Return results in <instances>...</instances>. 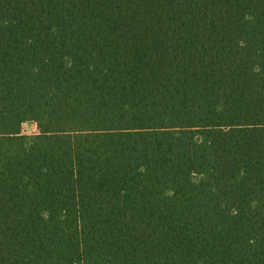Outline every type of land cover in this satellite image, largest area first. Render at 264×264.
Masks as SVG:
<instances>
[{
  "label": "trees",
  "instance_id": "1",
  "mask_svg": "<svg viewBox=\"0 0 264 264\" xmlns=\"http://www.w3.org/2000/svg\"><path fill=\"white\" fill-rule=\"evenodd\" d=\"M0 264H264V0H0Z\"/></svg>",
  "mask_w": 264,
  "mask_h": 264
},
{
  "label": "rangeland",
  "instance_id": "2",
  "mask_svg": "<svg viewBox=\"0 0 264 264\" xmlns=\"http://www.w3.org/2000/svg\"><path fill=\"white\" fill-rule=\"evenodd\" d=\"M29 125H31V127H32V129L30 131L28 130ZM24 131L27 132V133H38L39 132V129H38V127H37L36 124H30V123H28V124H26L24 126Z\"/></svg>",
  "mask_w": 264,
  "mask_h": 264
},
{
  "label": "water",
  "instance_id": "3",
  "mask_svg": "<svg viewBox=\"0 0 264 264\" xmlns=\"http://www.w3.org/2000/svg\"><path fill=\"white\" fill-rule=\"evenodd\" d=\"M32 129L31 125H29L28 130L30 131Z\"/></svg>",
  "mask_w": 264,
  "mask_h": 264
}]
</instances>
